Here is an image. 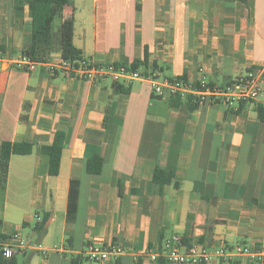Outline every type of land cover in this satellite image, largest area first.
I'll use <instances>...</instances> for the list:
<instances>
[{
    "label": "crops",
    "instance_id": "1",
    "mask_svg": "<svg viewBox=\"0 0 264 264\" xmlns=\"http://www.w3.org/2000/svg\"><path fill=\"white\" fill-rule=\"evenodd\" d=\"M81 12L71 3L57 23L81 61L129 67L138 60L144 64L137 71L159 81L203 77L216 86L264 68V0H93L92 16ZM30 32L27 7L18 11L15 0H0L6 58L23 56ZM260 84V96L245 104L191 109L181 100L171 108L167 94L154 95L140 80L83 81L44 66L27 72L1 64L0 142L33 148L10 158L0 189V240L27 228L34 246L17 253L28 255L27 264H161L149 254L168 239L210 251L264 249V123L256 112L264 108V72ZM53 143L62 153L51 177L40 150ZM94 156L102 158L99 175L85 171ZM156 168L173 171L178 188L156 194ZM72 181L79 188L70 222ZM45 214L38 240L32 229ZM91 244L120 246L124 254L89 263L82 256ZM208 264L257 263L240 256Z\"/></svg>",
    "mask_w": 264,
    "mask_h": 264
},
{
    "label": "built area",
    "instance_id": "2",
    "mask_svg": "<svg viewBox=\"0 0 264 264\" xmlns=\"http://www.w3.org/2000/svg\"><path fill=\"white\" fill-rule=\"evenodd\" d=\"M11 62L16 68L27 72H34L39 67H47L50 72H59L66 77H72L83 81H96L109 79L113 83L143 81L151 86L152 93L156 96L167 94L169 97L178 96L181 99H192L198 105L220 103L232 106L240 103L255 101L262 93L260 84L261 74L264 68L252 69L243 76H239L224 86L211 85L205 78L196 81H177L175 79L155 78V75H142L137 70H131L128 66L102 65L99 63L80 61L71 63L59 59L56 62L36 63L22 56L10 61L3 52H0V65ZM17 232L11 234L2 245L4 258H11L14 254L32 247ZM40 246H35L39 249ZM124 250L120 246H100L91 244L86 248L83 258L89 263H101L107 260L117 261L123 256ZM244 256L257 264H264V249H252L236 246L232 249L221 247L210 251L207 247L199 245L183 246L178 239H168L162 243L159 251L149 254L152 262L160 259L169 264H208L214 259L225 261ZM137 260V258H135Z\"/></svg>",
    "mask_w": 264,
    "mask_h": 264
},
{
    "label": "trees",
    "instance_id": "3",
    "mask_svg": "<svg viewBox=\"0 0 264 264\" xmlns=\"http://www.w3.org/2000/svg\"><path fill=\"white\" fill-rule=\"evenodd\" d=\"M224 1H238L242 4H247L249 0H224ZM72 0H15V8L22 11L26 6L28 9V16L31 19V32L28 44L25 46L22 54L36 63H46L53 55L59 54L63 61L77 63L82 60L81 53L75 49L71 44L63 40L62 29L57 27V22L60 21L63 11L69 7ZM0 52H4L3 47L0 45ZM147 58V54L145 58ZM144 64L143 61L135 60L129 68L137 70ZM116 66H126L118 64ZM145 75V73H142ZM177 81H187L185 76L175 78ZM171 108L176 107V103H180L181 99L178 96L170 97ZM186 102L191 103V109L197 107V103L192 99H185ZM243 104V103H241ZM240 104V105H241ZM245 104V103H244ZM257 117L260 122L264 123V108L257 106ZM237 113V112H234ZM33 145L29 142H0V189H4L7 181L9 161L11 156H27L32 152ZM41 154L45 156L48 163V175L54 177L58 175L60 169V158L62 153V145L53 143L50 146H43ZM102 170V158L94 156L87 160L85 165L86 173L90 175H99ZM152 184L155 187L156 194H161L164 186L173 184L178 188L179 183L175 180L173 171H165L156 168L152 176ZM78 188L79 182L72 181L69 187V197L67 205V220L73 221L77 213L78 201ZM49 219V214L43 215L41 221L33 227L32 231L39 240L46 232V224ZM6 241L7 238H1ZM188 247V243L182 241ZM3 245V244H2ZM161 260V259H160ZM161 264L164 261L161 260ZM26 260L25 264H27ZM0 264H17V254L11 258H4L2 253V246H0Z\"/></svg>",
    "mask_w": 264,
    "mask_h": 264
},
{
    "label": "rangeland",
    "instance_id": "4",
    "mask_svg": "<svg viewBox=\"0 0 264 264\" xmlns=\"http://www.w3.org/2000/svg\"><path fill=\"white\" fill-rule=\"evenodd\" d=\"M72 3L76 6L77 10H78V13L80 14V11L82 9V12H81V16H92V9H93V0H72ZM78 14V15H79ZM59 22V21H58ZM57 22V23H58ZM56 23V24H57ZM60 23V22H59ZM58 23V24H59ZM57 24V25H58ZM11 221V220H10ZM30 234V231L27 229V228H24L22 229L21 231V238L26 241V242H29V236ZM32 236H35L33 233H32ZM4 242L2 240H0V246L1 244H3ZM28 255L26 256H21V255H18L17 256V261H18V264H25V259L27 258Z\"/></svg>",
    "mask_w": 264,
    "mask_h": 264
}]
</instances>
